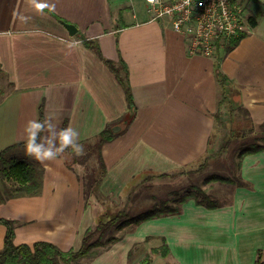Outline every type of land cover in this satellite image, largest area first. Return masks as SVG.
<instances>
[{
  "label": "crops",
  "instance_id": "1",
  "mask_svg": "<svg viewBox=\"0 0 264 264\" xmlns=\"http://www.w3.org/2000/svg\"><path fill=\"white\" fill-rule=\"evenodd\" d=\"M132 1L0 0V67L13 85L0 100V152L24 143L22 128L27 120L39 118L40 108L43 119L51 114L59 128L77 129L84 148L82 156L69 149L57 162L39 163L43 173L38 195L0 204V217L17 223L15 245L46 241L64 252L80 247L101 210L95 196L92 203L83 197L82 177L88 166L93 169L91 160L105 168L97 192L117 203L137 177L172 173L202 160L216 111L225 110L226 116L229 106L237 117L235 105H241L255 126L264 124V33L258 31L259 22L232 50L220 46L207 57L191 54L186 39L169 22L149 21L143 0L144 9L136 12ZM60 21L77 32L70 36ZM83 40L96 45L101 58L116 68L124 64L135 110L128 109L121 85ZM216 64L228 79L226 103H220ZM108 129L112 137L102 144L100 156L89 153V146ZM8 156L27 157L21 147ZM256 171H262L258 181L263 184L264 151L242 160L240 175L249 187L233 188L230 204L207 210L187 201L181 214L125 232L92 264H128L134 245L147 241L146 248H157L162 238L174 264H184L179 250L189 245L197 254L216 248V259L202 264H254L257 250L264 259V246L250 244L264 237V186L252 182ZM214 230L227 233L215 240ZM5 233L0 225V251ZM154 239L159 245L152 246Z\"/></svg>",
  "mask_w": 264,
  "mask_h": 264
},
{
  "label": "trees",
  "instance_id": "2",
  "mask_svg": "<svg viewBox=\"0 0 264 264\" xmlns=\"http://www.w3.org/2000/svg\"><path fill=\"white\" fill-rule=\"evenodd\" d=\"M248 21L250 27H256L257 21L254 17H249ZM245 35V32L240 33L237 37L224 41L221 47H223L225 52H229ZM82 43L85 47L95 50L97 56L104 62L121 85L128 109L135 110L124 64L120 62V65L116 68L111 61L101 58L99 49L91 41L83 40ZM215 77L223 93L220 103H226L229 98L228 79L220 72L217 64L215 66ZM0 82H2L0 84L1 100L13 87L1 67ZM235 106L239 118H235L233 115L235 108L229 109V106L226 108L228 111L227 117L224 111L222 113L221 110L214 113L215 129L209 139L206 156L200 160L195 170L180 171L181 174L188 176L193 173H205L212 162L227 155L226 157L230 161L229 165L226 166L227 174L212 171L205 176L201 183H197L196 181L190 182L182 189L177 188L174 191L168 192L164 196L165 198H161L155 203L148 205L141 204V206L137 204L136 209L127 206L114 212L107 209L98 215L94 227L85 231L80 247L77 250H69L67 252L61 251L57 246L46 241H38L31 246L27 244L15 245L13 239L17 223L13 220L0 217V225H3L6 229L4 244L0 251V264H78L83 259L93 261L104 250L122 240L125 232L134 230L141 223L152 219L181 214L182 206L187 201H193L196 206L207 210H215L230 204L232 200L230 194H227L225 200H221L211 192L203 189V187L215 182L230 189L249 187V184L243 181L240 175L242 160L248 155L264 151V124L255 126L248 112L241 105ZM39 119H43L41 108ZM237 119L239 120V126L236 128L231 127V124ZM64 127L65 125L62 128ZM255 133H257V136L253 137V140L250 142L245 140V138ZM111 137L112 134L109 129L104 130L98 136L96 143L89 146V153L95 152L97 157H99L102 144L108 142ZM218 138L220 140L217 144ZM213 144L215 149L212 148ZM17 147L23 148V143L14 144L0 152V204L11 198L35 196L41 191L43 170L39 163L23 156H8L9 152ZM99 163V172L97 170L88 171L82 177L84 201H88L91 196H95L100 183V177L105 173V168H103L101 161ZM149 175L163 178L168 177L170 173L144 174L142 175V181L148 182L153 177ZM143 189H147L146 186L137 188L135 192H131L130 198L127 201L128 204L136 203ZM115 207L119 206L116 205ZM132 252L133 248L128 252V262L133 261ZM150 252L162 258L170 256V250L164 238L161 240V245L157 248H151ZM254 264H264L261 250H257Z\"/></svg>",
  "mask_w": 264,
  "mask_h": 264
},
{
  "label": "rangeland",
  "instance_id": "3",
  "mask_svg": "<svg viewBox=\"0 0 264 264\" xmlns=\"http://www.w3.org/2000/svg\"><path fill=\"white\" fill-rule=\"evenodd\" d=\"M135 1V3L133 2ZM132 4L133 6V10L136 12V10L138 9L139 11H142V9H144L143 7V3L141 0H133ZM245 4L244 6V27L246 28V31H244L245 33H247L248 29L250 28V24L248 21L249 17H254L256 19L257 22H259V32L264 33V0H242ZM129 14L131 13V10H128ZM2 82H0L1 84ZM225 113V110H224ZM237 117L235 118H239L238 112L235 113ZM238 122L239 120H235L234 123L231 124V127H238ZM257 133H255L254 135L248 136L247 138H245V140H248L247 142H250L251 140H253V137H256ZM234 147V146H233ZM66 154V153H65ZM227 156V155H226ZM226 156L220 157L218 160L212 162V164H210V167L207 168V170L205 171V173H193L192 175H183L180 173L181 170H195L197 168V166L199 165L200 161L192 166L189 167H185V168H181L178 169L174 172H172L173 174L170 173V175L168 177H163V178H157L156 175H149V176H153L148 182H144L142 181L143 178L142 177H137L136 178V182L134 183H130L127 184L124 189L122 190V195L121 198L119 199V201L116 203L114 199H110L108 197H104L103 195H101L100 193L96 192L95 194V200L96 203L100 205L101 210L98 213H102L103 211H106L107 209H109V211L114 212L115 210H120L122 208H124L125 206L127 207H134V209H136V205L139 204V206H141V204L143 205H148V204H152L157 202V200L161 199V198H165L164 196L171 191L178 189H182L185 186L188 185V183L190 182H194L196 181L197 183H201L202 180L205 178V176L207 174H209L210 172H217V173H221V174H227L228 172L226 171V166L229 165V160ZM94 164L91 168V166H88V170L89 171H93V170H97V172H99V168L96 167L97 163L95 161V159L89 162L90 165H92V163ZM261 169H263V164L261 165ZM208 172V173H207ZM258 173H262V171H259ZM258 173L257 171L254 172L253 174H251L253 181L255 182L256 180V184L257 185H261L262 187L264 186L263 184H259L260 181H258ZM144 186H146L147 189H143L139 200L136 203L133 204H128V199L130 198V193L131 192H135V190L137 188H143ZM203 189H206V191L211 192L213 195L217 196L218 198H220L221 200H225L227 197V194H230L231 197L233 196V188H229L226 187L224 185H221L217 182L213 183V184H209L203 187ZM90 203H92L91 199H90ZM119 206V207H115V206ZM118 208V209H117ZM96 213V216L97 214ZM96 216H95V223H96ZM203 224V223H202ZM204 225H207V223L205 222ZM212 223L209 224V227H211ZM226 231V230H225ZM219 231V230H214L213 236L211 239H222V237L220 236L221 234H226L227 231ZM209 239V238H208ZM214 240V241H215ZM158 239H154L152 241V246L154 245H159L158 243ZM146 242L143 243H138L136 245H134L133 248V252H132V256H133V261H129L128 264H174L175 259H173L172 256H169L167 258H162L157 254H152L150 252L151 248H146ZM148 243V242H147ZM259 244V245H263L264 246V237H259L256 238L255 240H253L250 244ZM206 243H204L205 245ZM150 245V242H149ZM208 246L210 245H216L215 243H210L207 244ZM131 248V249H132ZM185 247H181L180 248V253H184V257H182V260L184 262V264H202L205 260H211L214 261L216 259L215 255L216 254V248H212L207 247L206 252H202V253H194L193 251H195L196 249L193 248L192 245H189L187 248L189 249H184ZM130 251V250H129ZM247 251L250 252V248L247 249ZM137 256H140L138 258L137 261H134L135 258ZM245 255L248 256V252L245 253ZM144 260V262H143ZM174 261V262H173ZM93 261L88 260V259H83L81 260L78 264H92ZM121 261H119L120 263ZM110 263V262H109ZM108 261H105L104 264H109ZM243 264H247V260L242 262Z\"/></svg>",
  "mask_w": 264,
  "mask_h": 264
},
{
  "label": "built area",
  "instance_id": "4",
  "mask_svg": "<svg viewBox=\"0 0 264 264\" xmlns=\"http://www.w3.org/2000/svg\"><path fill=\"white\" fill-rule=\"evenodd\" d=\"M149 21L165 20L191 54L212 56L224 41L246 31L242 0H143Z\"/></svg>",
  "mask_w": 264,
  "mask_h": 264
},
{
  "label": "clouds",
  "instance_id": "5",
  "mask_svg": "<svg viewBox=\"0 0 264 264\" xmlns=\"http://www.w3.org/2000/svg\"><path fill=\"white\" fill-rule=\"evenodd\" d=\"M54 119L51 114L45 119H29L22 128L24 154L46 166L69 149L76 156L84 155L79 131L71 126L59 128Z\"/></svg>",
  "mask_w": 264,
  "mask_h": 264
},
{
  "label": "water",
  "instance_id": "6",
  "mask_svg": "<svg viewBox=\"0 0 264 264\" xmlns=\"http://www.w3.org/2000/svg\"><path fill=\"white\" fill-rule=\"evenodd\" d=\"M60 24H62V26L67 30L70 36H73L77 32L76 27L72 24H68L63 21H60Z\"/></svg>",
  "mask_w": 264,
  "mask_h": 264
}]
</instances>
